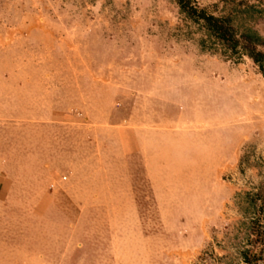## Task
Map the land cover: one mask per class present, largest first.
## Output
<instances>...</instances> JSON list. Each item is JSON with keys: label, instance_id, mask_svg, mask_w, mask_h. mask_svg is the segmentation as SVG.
Returning <instances> with one entry per match:
<instances>
[{"label": "rangeland", "instance_id": "374dc122", "mask_svg": "<svg viewBox=\"0 0 264 264\" xmlns=\"http://www.w3.org/2000/svg\"><path fill=\"white\" fill-rule=\"evenodd\" d=\"M0 264H264L261 69L173 0H0Z\"/></svg>", "mask_w": 264, "mask_h": 264}, {"label": "trees", "instance_id": "16d2710c", "mask_svg": "<svg viewBox=\"0 0 264 264\" xmlns=\"http://www.w3.org/2000/svg\"><path fill=\"white\" fill-rule=\"evenodd\" d=\"M179 10L188 18L198 22L208 37L220 43L236 56L247 55L264 74V50L258 48L264 45V40L251 30L238 33L230 19L206 13L191 0H173Z\"/></svg>", "mask_w": 264, "mask_h": 264}]
</instances>
